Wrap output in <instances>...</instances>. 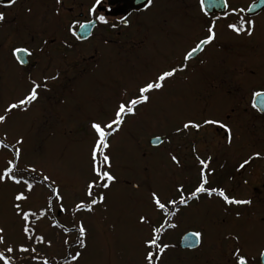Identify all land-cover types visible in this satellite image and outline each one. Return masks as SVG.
Listing matches in <instances>:
<instances>
[{
	"label": "flooded vegetation",
	"instance_id": "af4514ba",
	"mask_svg": "<svg viewBox=\"0 0 264 264\" xmlns=\"http://www.w3.org/2000/svg\"><path fill=\"white\" fill-rule=\"evenodd\" d=\"M93 2L62 0L57 5L56 0H17L11 8H4L7 0H0V10L6 16L5 21L0 23V51L7 49L4 51L14 60L10 49L13 46L27 47L32 55L24 68L40 69L43 76L59 71L60 79L49 81L52 89L49 93L54 89H58L59 93L61 88H68L92 73L101 77L102 85L108 87L106 90H113L115 82L105 81L112 68L108 65L107 70H101L97 63L106 58L107 63L113 64L115 48L145 60L150 54L161 55L163 61H158L157 65L153 63L152 75L158 68L178 60L194 38L202 37L209 23L214 22L215 41L205 46L203 52L197 53L188 71L178 74L167 83L166 88L171 86L169 89L176 90L178 100L188 103L189 109L199 105L201 112L192 118L209 116L228 123L232 128L233 142L228 146L223 130L217 127L202 129L199 134L176 137V155L183 163L182 168H177L176 184L183 183L186 188H191L194 182L196 168L190 149L192 141H195L202 158H213L210 167L216 172L212 183L232 189L237 198L251 199L252 204L232 206L231 212L226 213L215 197L201 195L199 200L191 201L189 207L180 206L178 228L185 226L182 217L189 216L192 224L184 227L186 229L176 246L193 254L192 264H224L231 245L224 237L231 232L239 233L241 244L254 254L264 243V160L257 159L240 172L236 171V166L254 151L264 155V113L251 107L252 92L264 91V4L260 0H227L229 7L225 8L224 0H207L208 15L205 16L199 11L198 0H154L153 7L147 12L140 4L142 0H103L98 11L106 16L110 24L119 21L122 16L129 20L128 27L117 23V27L112 28L110 24L99 23L95 15L88 13ZM233 7L246 10L225 16ZM29 8L30 13L27 11ZM57 8L59 15H56ZM251 8L252 12L248 13ZM241 18L255 20L251 37L243 33L237 36L226 27L228 23L239 24ZM73 20L79 23L92 20L94 26L87 30L90 34L79 40L73 37L66 30ZM73 30L77 35L80 32L77 25H73ZM169 40H174V43L167 42ZM89 45L94 53L85 61L84 50ZM107 48H113L114 56ZM91 61L93 64L86 68L85 63L90 64ZM135 75L132 73L129 83L136 78ZM135 84H130L127 89L134 91ZM104 98H107L106 94ZM155 100L160 98L153 97L152 101ZM235 211L242 212L240 220L235 218ZM197 230H203L200 245L182 247L185 232ZM61 260L58 259L55 264H60Z\"/></svg>",
	"mask_w": 264,
	"mask_h": 264
},
{
	"label": "snow or ice",
	"instance_id": "6c2138e0",
	"mask_svg": "<svg viewBox=\"0 0 264 264\" xmlns=\"http://www.w3.org/2000/svg\"><path fill=\"white\" fill-rule=\"evenodd\" d=\"M260 2L264 4V0ZM16 3L17 0H7L3 7L11 8ZM61 3L62 0H56L57 5ZM153 4L154 0H144L143 11H149ZM102 5L103 0H94L87 11L90 15H95L99 23L109 25L110 21L106 16L99 14L98 10ZM224 7H229L227 0H224ZM198 8L205 16L208 15L206 0H198ZM245 10L233 7L230 12L225 13V16ZM27 11L30 13L31 9ZM56 15H59V8L56 9ZM5 18V12L0 10V23H3ZM117 23H122L125 27L129 26L126 16L120 17L119 21L112 22L110 26L116 28ZM255 23L253 19L241 18L239 24L228 23L226 27L237 36L243 33L251 37L255 30ZM73 25H77L82 33L94 26L92 20H88L87 23H79L78 20L70 22L66 30L77 40L81 37L73 30ZM215 27V23L210 22L205 34L202 37H195L193 42L183 50L178 60L158 68L152 75L136 83L134 91L130 92L125 88L105 114L89 119L88 128L92 136L88 146L89 175L80 194L74 196L71 203L67 202L68 197L57 179L45 174L43 168L38 171L37 165L25 161L23 135L13 136L14 142H9L10 122L17 115L28 114L41 97L52 90L49 81H58L60 72L56 71L50 76L44 75L41 78H33L30 74L26 77L23 92L13 100L6 102L0 111V129H4L0 133V161H2L0 163V185L13 186L11 209L13 216L20 222L18 238L9 235L6 228L0 226V264H31L32 261H37L38 264L41 262L50 264L48 258L40 257L37 252V246L51 248L53 245L51 236L46 239L45 233L37 234L41 224H46L49 229L60 230L63 248L62 264H80L84 252L89 247L90 236V227L84 220V214L93 215L101 205L107 211L108 192L117 183L113 168L114 157L110 151L111 138L123 130L129 117H136L141 107L151 104L153 97L162 93L168 82L175 79L178 74L188 71L190 62L196 54L203 52L205 46L215 41ZM10 52L21 67L28 63V57L32 55L31 50L24 46H13ZM252 100V109L264 113V91H253ZM208 127L223 130L227 145L231 146L233 136L230 125L219 118L209 116H201L199 119L192 117L183 119L170 134H153L149 142L156 148L166 143L171 145V137H180L188 133L199 134L202 129ZM165 135L170 137L167 141L164 138ZM190 151L193 154V163L196 168V176L191 188L178 183L173 186L171 193L156 187L149 188L147 191V208L140 211L136 218L137 227L141 230L146 229L140 240L139 264H163L167 250L174 248L175 245L163 242L162 235L167 229L175 230L179 227L180 206L189 207L190 202L199 200L201 195L208 198L215 197L226 213L231 212L232 206H251L252 204L251 199L237 198L232 189L212 183L216 172V169L210 167L213 158L211 156L202 158L195 147V141H192ZM168 158L176 168L183 167L181 159L171 150L168 152ZM257 159L264 160V155L260 151L252 152L237 163L236 171L244 170ZM231 179L230 176L229 180ZM244 183L247 184V180ZM38 186L47 191L41 193L43 202L38 206H33L31 201L37 194ZM136 187L138 188L139 185ZM58 213L67 214L63 223L55 218ZM153 215L157 216V219H153ZM234 216L240 220L242 212L235 211ZM70 233H75V235L69 239ZM202 236L203 230L186 231L183 238L185 241H191L188 244L189 247H194L200 245ZM224 239L231 242L228 253L224 257V264H264V243L257 248L254 254H250L241 244L239 233L229 232Z\"/></svg>",
	"mask_w": 264,
	"mask_h": 264
},
{
	"label": "rangeland",
	"instance_id": "374dc122",
	"mask_svg": "<svg viewBox=\"0 0 264 264\" xmlns=\"http://www.w3.org/2000/svg\"><path fill=\"white\" fill-rule=\"evenodd\" d=\"M156 35L162 38L158 32ZM89 46L84 50L85 61L94 53ZM112 49L107 48L113 53ZM4 50L0 51V111L6 102L23 92L26 75L43 77L40 69L21 67ZM114 50L113 64L102 58L97 65L101 70H107L110 65L112 69L105 81L115 82V89L106 90L108 87L102 85L101 77L92 73L68 88H61L59 93L58 89H54L44 94L28 114L17 115L10 122L9 142H14L13 136H24L25 161L37 165L38 171L43 168L45 174L57 179L68 197V203L80 194L89 175L88 146L92 139L88 128L89 119L105 114L122 90L150 75L154 71L153 63L157 65L158 61H163L159 54L147 55L145 60L131 56L126 50ZM92 64V61L90 64L85 63V67ZM132 73H136V78L129 83ZM52 87L55 88V85ZM170 87L167 86L162 93L154 96L160 100L141 107L136 117H129L123 130L111 138L110 151L114 157L117 183L108 192L107 211L101 205L93 215L84 214V220L90 227V236L89 247L80 264H139L140 240L146 229L137 227L136 218L140 211L147 208V191L156 187L171 193L178 178L177 168L168 158L170 150L176 154V137H171V145L166 143L159 148L150 145V138L153 134H170L180 119L201 112L199 105L189 109L188 103L180 102L176 90ZM104 94L107 98H104ZM3 131L0 129V133ZM164 138L167 141L170 137L165 135ZM13 190L10 184L0 185V226L5 227L9 235L18 238L20 222L13 216L11 209ZM46 191L41 186L37 187V194L31 201L33 206L43 202L41 193ZM55 218L63 223L67 214L58 213ZM153 219H157V216L153 215ZM182 223L189 226L192 221L190 223V217L187 216L182 217ZM184 227L167 229L163 233V242L175 245L167 250L163 264H192L193 254L176 246L186 229ZM59 232V229H49L46 224H41L37 232L45 233L46 239L48 236L53 238L51 248L37 246L39 256L48 258L51 264H55L56 257L62 256ZM73 235L75 233H70L68 238Z\"/></svg>",
	"mask_w": 264,
	"mask_h": 264
},
{
	"label": "water",
	"instance_id": "95a60500",
	"mask_svg": "<svg viewBox=\"0 0 264 264\" xmlns=\"http://www.w3.org/2000/svg\"><path fill=\"white\" fill-rule=\"evenodd\" d=\"M206 1H207V0H206ZM143 3H144V0H142V3H140V4H143ZM254 5H258V4H254ZM207 7H208V4H207ZM252 9H253V8H251V9L249 10L248 13H251V12H252ZM88 34H89V32H84V33H82L81 30H80V32L78 33V35H79L81 38H85L86 36H88ZM189 243H190V241H185L184 238H183V240H182V246H183V247H189V246H188ZM194 247H195V246H194Z\"/></svg>",
	"mask_w": 264,
	"mask_h": 264
}]
</instances>
